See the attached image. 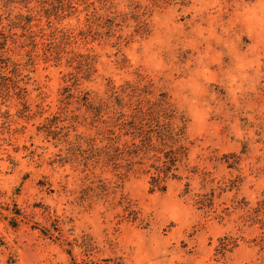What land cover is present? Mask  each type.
Instances as JSON below:
<instances>
[{
	"label": "rangeland",
	"instance_id": "obj_1",
	"mask_svg": "<svg viewBox=\"0 0 264 264\" xmlns=\"http://www.w3.org/2000/svg\"><path fill=\"white\" fill-rule=\"evenodd\" d=\"M111 4L139 7L120 42L106 21V40L74 45L96 70L73 91L130 80L167 93L187 119L182 178L152 190L151 173L86 164V143L69 155L45 125L73 68L40 57L22 101L0 91V264H264V0H106V16ZM59 26L78 32L85 13Z\"/></svg>",
	"mask_w": 264,
	"mask_h": 264
},
{
	"label": "trees",
	"instance_id": "obj_2",
	"mask_svg": "<svg viewBox=\"0 0 264 264\" xmlns=\"http://www.w3.org/2000/svg\"><path fill=\"white\" fill-rule=\"evenodd\" d=\"M112 6L106 16V0H0V91L22 101L28 91L25 69L40 57L58 64L65 61L73 69L64 77L62 112L45 125L48 137L65 142L69 155L76 147L84 151L86 143V164L106 166L121 180L143 170L151 173L152 190H165L169 178H182L178 171L190 149L187 119L168 94L154 90L152 82L130 80L120 85L110 82L101 95L73 91L96 70V55L74 45L80 40H106V21L107 33L120 42L123 36L115 33L116 27L134 16L139 7L132 5L130 12H118ZM78 12L85 13V26L78 32L59 26ZM10 52L21 57L16 59ZM73 101L86 110L77 113L69 109ZM79 124L96 133L71 139L69 131ZM65 129L68 132L61 137L59 130ZM146 159L152 161L147 168ZM187 185L189 192L190 183Z\"/></svg>",
	"mask_w": 264,
	"mask_h": 264
}]
</instances>
